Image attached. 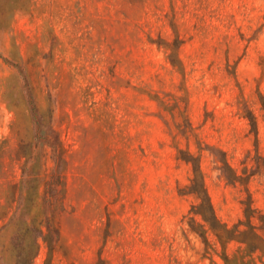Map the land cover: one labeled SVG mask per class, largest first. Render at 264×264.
Returning <instances> with one entry per match:
<instances>
[{
  "label": "rangeland",
  "instance_id": "rangeland-1",
  "mask_svg": "<svg viewBox=\"0 0 264 264\" xmlns=\"http://www.w3.org/2000/svg\"><path fill=\"white\" fill-rule=\"evenodd\" d=\"M187 153L221 222L264 216V0H0V264H223Z\"/></svg>",
  "mask_w": 264,
  "mask_h": 264
},
{
  "label": "trees",
  "instance_id": "trees-1",
  "mask_svg": "<svg viewBox=\"0 0 264 264\" xmlns=\"http://www.w3.org/2000/svg\"><path fill=\"white\" fill-rule=\"evenodd\" d=\"M168 58L172 65L178 62V58L174 52H171ZM182 159L190 164L192 171V178L187 187V194L193 195L197 200V203L190 210L192 215L188 219L190 230L196 233L206 246L209 245L207 233L211 232L213 234L221 246L222 252L220 258L223 264H264V237L259 233V230L264 229V216L258 215L255 217L254 211L247 205L244 209L245 221L240 220L232 226L221 222L214 212L210 197L207 193L198 158L187 153ZM222 170L225 174L232 172L226 161H222ZM233 176V181L237 178L239 179L238 176ZM230 180H232L231 177ZM53 184H55L54 179L48 181L45 189V192L48 193L45 199L48 216L46 215L42 221H37L36 216L33 215L29 217L28 224L26 222L23 223L22 230H24L31 243L29 252L30 259H33L38 251L39 239H42L50 249L54 243V236H57L49 218L53 208L51 200ZM196 217H198V220ZM254 217L259 222V226L252 223L251 220ZM12 220L13 218H10V222ZM231 242L237 244V249L232 255H228L226 247Z\"/></svg>",
  "mask_w": 264,
  "mask_h": 264
}]
</instances>
